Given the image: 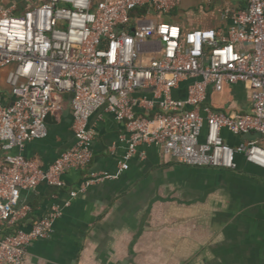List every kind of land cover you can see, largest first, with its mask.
<instances>
[{
	"label": "built area",
	"instance_id": "2783aa9c",
	"mask_svg": "<svg viewBox=\"0 0 264 264\" xmlns=\"http://www.w3.org/2000/svg\"><path fill=\"white\" fill-rule=\"evenodd\" d=\"M183 1L0 0V75L5 71L6 86L0 89V264H25L28 246L52 234L63 214L59 204L28 231L4 230L31 210L19 205L23 191L43 182L64 187L67 171L89 165L95 138L89 120L102 108L126 127L121 170L138 146L152 143L188 166L237 170L242 156L264 170L259 139L232 145L225 137L259 132L264 139V0L224 8L220 16L230 24L216 29H184L173 21ZM183 82L186 96L174 97ZM237 84L248 92V111L207 103L210 89L223 93ZM146 90L151 98L134 96ZM66 93L72 95L75 141L43 168L23 152L48 136L46 117H57ZM109 177L93 173L71 196Z\"/></svg>",
	"mask_w": 264,
	"mask_h": 264
},
{
	"label": "crops",
	"instance_id": "0c3cea01",
	"mask_svg": "<svg viewBox=\"0 0 264 264\" xmlns=\"http://www.w3.org/2000/svg\"><path fill=\"white\" fill-rule=\"evenodd\" d=\"M207 1L184 0L173 21L184 29L221 28L230 24L220 16L224 8L247 5V0ZM186 87L183 82L173 96L184 98ZM143 95L151 98V90L134 94ZM71 96L63 94V109L49 124L48 136L24 149V155L38 159L43 168L74 144ZM207 103L248 111L250 99L245 85L237 84L223 93L210 89ZM135 110L146 113L141 107ZM89 126L95 138L86 168L67 171L64 187L43 182L21 193L19 205L31 208L16 224L24 230L53 204L63 207L52 234L28 246L25 264H264L263 169L242 156L237 170L188 166L152 143L138 146L121 170L119 162L128 152L124 122L102 108L91 116ZM225 137L232 145L244 139L228 132ZM259 140L264 146V139ZM93 173L112 177L72 197Z\"/></svg>",
	"mask_w": 264,
	"mask_h": 264
},
{
	"label": "water",
	"instance_id": "95a60500",
	"mask_svg": "<svg viewBox=\"0 0 264 264\" xmlns=\"http://www.w3.org/2000/svg\"><path fill=\"white\" fill-rule=\"evenodd\" d=\"M71 100H72V96H71ZM55 120L56 119L51 114H49L46 117V121L48 124L54 123ZM243 137L244 139H248V140H256V139H261L262 135L259 132H256V133H247Z\"/></svg>",
	"mask_w": 264,
	"mask_h": 264
},
{
	"label": "trees",
	"instance_id": "16d2710c",
	"mask_svg": "<svg viewBox=\"0 0 264 264\" xmlns=\"http://www.w3.org/2000/svg\"><path fill=\"white\" fill-rule=\"evenodd\" d=\"M16 227V226H15ZM14 228V227H13ZM13 228H5L4 234H9L15 232L19 227H16L15 229Z\"/></svg>",
	"mask_w": 264,
	"mask_h": 264
},
{
	"label": "rangeland",
	"instance_id": "374dc122",
	"mask_svg": "<svg viewBox=\"0 0 264 264\" xmlns=\"http://www.w3.org/2000/svg\"><path fill=\"white\" fill-rule=\"evenodd\" d=\"M0 89H6V86L4 85L2 81H0Z\"/></svg>",
	"mask_w": 264,
	"mask_h": 264
}]
</instances>
